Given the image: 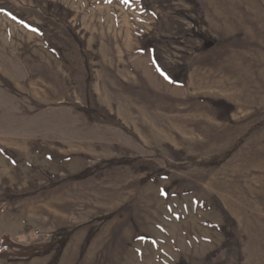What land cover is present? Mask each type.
<instances>
[{
	"label": "rangeland",
	"instance_id": "rangeland-1",
	"mask_svg": "<svg viewBox=\"0 0 264 264\" xmlns=\"http://www.w3.org/2000/svg\"><path fill=\"white\" fill-rule=\"evenodd\" d=\"M0 241L264 264V0H0Z\"/></svg>",
	"mask_w": 264,
	"mask_h": 264
},
{
	"label": "trees",
	"instance_id": "trees-1",
	"mask_svg": "<svg viewBox=\"0 0 264 264\" xmlns=\"http://www.w3.org/2000/svg\"><path fill=\"white\" fill-rule=\"evenodd\" d=\"M81 176V175H80ZM1 242V241H0Z\"/></svg>",
	"mask_w": 264,
	"mask_h": 264
}]
</instances>
